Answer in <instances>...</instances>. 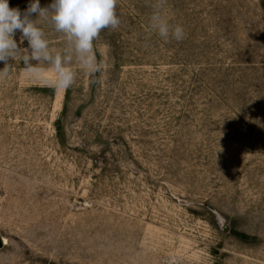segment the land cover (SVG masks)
I'll return each mask as SVG.
<instances>
[{
	"label": "rangeland",
	"instance_id": "374dc122",
	"mask_svg": "<svg viewBox=\"0 0 264 264\" xmlns=\"http://www.w3.org/2000/svg\"><path fill=\"white\" fill-rule=\"evenodd\" d=\"M116 11L98 73L57 89L18 55L0 75V264H264V0Z\"/></svg>",
	"mask_w": 264,
	"mask_h": 264
},
{
	"label": "clouds",
	"instance_id": "9594fccd",
	"mask_svg": "<svg viewBox=\"0 0 264 264\" xmlns=\"http://www.w3.org/2000/svg\"><path fill=\"white\" fill-rule=\"evenodd\" d=\"M118 0H52L41 7L40 0H30L24 11L13 8L9 0H0V63L5 75L10 61L23 57L25 71L31 78L48 79L52 73V85L67 90L76 80V73L70 67L74 62L81 70L94 75L101 65L94 56V41L104 29H116L121 21L116 8ZM35 17V19H33ZM41 21L50 24L54 31L63 34L67 48L64 52L50 51ZM151 30L165 40L184 38L182 26H170L158 12L151 16ZM20 33V44L27 41L28 47L21 49L16 39ZM50 66V67H45Z\"/></svg>",
	"mask_w": 264,
	"mask_h": 264
}]
</instances>
